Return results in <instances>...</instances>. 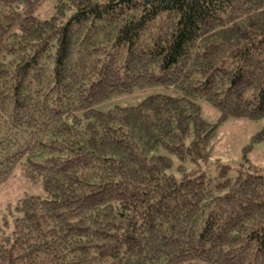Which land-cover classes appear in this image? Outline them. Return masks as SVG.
Returning a JSON list of instances; mask_svg holds the SVG:
<instances>
[{
    "label": "trees",
    "instance_id": "1",
    "mask_svg": "<svg viewBox=\"0 0 264 264\" xmlns=\"http://www.w3.org/2000/svg\"><path fill=\"white\" fill-rule=\"evenodd\" d=\"M44 1L0 0V189L46 193L0 264H264V169L177 177L159 153L205 163L221 123L264 118V0ZM152 87L176 95L97 108Z\"/></svg>",
    "mask_w": 264,
    "mask_h": 264
},
{
    "label": "rangeland",
    "instance_id": "2",
    "mask_svg": "<svg viewBox=\"0 0 264 264\" xmlns=\"http://www.w3.org/2000/svg\"><path fill=\"white\" fill-rule=\"evenodd\" d=\"M59 0H45L35 12L38 20H49L55 13ZM156 94L176 95L172 89L152 87L136 90L132 94L118 96L100 104L97 108L107 112L117 106L133 107L141 104L145 99ZM202 117L209 123L216 124L220 112L204 101H199ZM264 128V118L252 121L245 118H229L221 123L212 142L211 157L207 162L193 163L190 160L181 162L172 154L161 149L160 154L169 155L173 159L174 167L171 173L180 177L182 173L178 166L182 164L186 171L201 170L215 179L220 168L217 164L231 166L229 176L237 175V168L244 163L253 170L264 169V141L253 144L251 151L245 153L244 149L252 144V138ZM249 160L248 162L245 159ZM46 193L40 182H30L19 172L0 189V243L6 244L15 228V221L21 215L17 206L26 197H45Z\"/></svg>",
    "mask_w": 264,
    "mask_h": 264
}]
</instances>
